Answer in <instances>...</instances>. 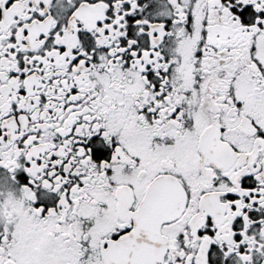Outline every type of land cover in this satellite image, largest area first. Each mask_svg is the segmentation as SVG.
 <instances>
[{
  "label": "snow or ice",
  "instance_id": "1",
  "mask_svg": "<svg viewBox=\"0 0 264 264\" xmlns=\"http://www.w3.org/2000/svg\"><path fill=\"white\" fill-rule=\"evenodd\" d=\"M0 264H264V0H0Z\"/></svg>",
  "mask_w": 264,
  "mask_h": 264
}]
</instances>
